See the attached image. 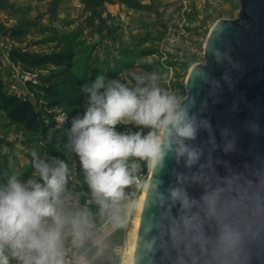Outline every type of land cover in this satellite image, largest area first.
<instances>
[{
    "label": "clouds",
    "instance_id": "clouds-1",
    "mask_svg": "<svg viewBox=\"0 0 264 264\" xmlns=\"http://www.w3.org/2000/svg\"><path fill=\"white\" fill-rule=\"evenodd\" d=\"M81 91L83 111L64 135L79 158L85 199L69 186L66 160L33 149L27 179L14 172L0 179V264H92V246L140 208L139 197L129 200L133 187L165 209L145 225L146 233L166 230L177 250L183 246L192 255V264L200 259L194 249L210 257L208 264H247L246 244L258 235L255 218L264 216V178L253 191L242 172H216L212 151L206 156L194 143L205 129L218 147L210 122L192 112L193 101L162 86L155 72H133L129 79L97 74ZM222 135L223 151H233L235 139L227 130ZM168 160L183 168L165 188L159 173ZM140 162L148 175L141 174ZM193 186L200 187L198 195Z\"/></svg>",
    "mask_w": 264,
    "mask_h": 264
},
{
    "label": "rangeland",
    "instance_id": "rangeland-1",
    "mask_svg": "<svg viewBox=\"0 0 264 264\" xmlns=\"http://www.w3.org/2000/svg\"><path fill=\"white\" fill-rule=\"evenodd\" d=\"M5 6L6 23L11 30H21L23 38L13 40L11 30L0 34L3 91L31 101L44 125L55 121L58 129L70 125L84 105L47 109V101L35 86L39 77L61 68L46 65L31 71L16 64L11 52L31 59L71 54L72 71L87 82L97 74L129 79L133 72H155L162 86L186 97L189 72L195 65L205 64V46L214 25L222 19H239L240 14L239 0H12ZM59 144L52 147L41 134L27 131L0 106V179L13 172L27 179L33 171L32 150L49 156ZM65 160L70 169L69 186L82 193L83 201L88 190L79 158L72 153ZM140 167L141 174L148 175L146 163L140 162ZM129 192L136 193L129 200L139 197L142 201L143 193L135 187ZM139 211L132 208L123 226L108 231L96 253L89 254L93 264L124 263Z\"/></svg>",
    "mask_w": 264,
    "mask_h": 264
},
{
    "label": "water",
    "instance_id": "water-1",
    "mask_svg": "<svg viewBox=\"0 0 264 264\" xmlns=\"http://www.w3.org/2000/svg\"><path fill=\"white\" fill-rule=\"evenodd\" d=\"M239 3V19H222L211 30L205 46L206 62L190 70L186 97L193 101L192 112L210 122L218 147L213 148L205 129L200 130L194 143L204 147L206 156L212 151L220 176L233 170L242 172L253 182L255 191L264 178V0ZM198 69L202 71L196 78ZM251 126L257 130L253 131ZM225 130L228 139H235V149L230 152L223 151ZM182 168L175 161L166 162L159 173L165 188L175 180V170ZM200 190L199 186L191 189L195 195ZM151 199L147 193L134 264H181V260L183 264H192V255L183 246L177 250L166 230L145 232V225L154 218L158 220L165 211L152 206ZM255 231L258 235L247 242L244 255L247 264H264V216L255 218ZM148 242L151 249L146 247ZM193 253L200 257L199 264H208V255L201 254L199 249Z\"/></svg>",
    "mask_w": 264,
    "mask_h": 264
},
{
    "label": "trees",
    "instance_id": "trees-1",
    "mask_svg": "<svg viewBox=\"0 0 264 264\" xmlns=\"http://www.w3.org/2000/svg\"><path fill=\"white\" fill-rule=\"evenodd\" d=\"M22 36L23 32L17 28H13L10 32V37L13 40L22 39ZM11 58L16 64H20L31 71L46 65L61 68L48 76L39 77L40 83L35 86L38 92L43 94L44 100L47 101L45 106L47 109L58 107L79 109L84 105V93L81 91V87L87 81L72 71L71 54L57 53L31 59L13 51ZM3 88V81L0 80V106L8 113L11 120L23 126L27 131L41 134L45 141L52 144V147L54 143L59 142L60 144L53 155H60L65 160L68 154H74L70 148L66 147L67 137L64 135V130L70 125L64 129H58V124L55 121H51L49 125H44L42 114L31 101L16 95H8L3 91Z\"/></svg>",
    "mask_w": 264,
    "mask_h": 264
},
{
    "label": "bare ground",
    "instance_id": "bare-ground-1",
    "mask_svg": "<svg viewBox=\"0 0 264 264\" xmlns=\"http://www.w3.org/2000/svg\"><path fill=\"white\" fill-rule=\"evenodd\" d=\"M106 1V0H105ZM146 194L147 193H143L141 196V206H140V211L137 217V222H136V226L134 229V233L132 236V243H131V251L129 254V257L124 261L123 264H134V259H135V253H136V247H137V241H138V235H139V228H140V222H141V215H142V211H143V206H144V202H145V198H146ZM119 251V249H118Z\"/></svg>",
    "mask_w": 264,
    "mask_h": 264
},
{
    "label": "crops",
    "instance_id": "crops-1",
    "mask_svg": "<svg viewBox=\"0 0 264 264\" xmlns=\"http://www.w3.org/2000/svg\"><path fill=\"white\" fill-rule=\"evenodd\" d=\"M12 0H0V34L6 35L11 30L10 24L6 23L5 18L8 17V9L6 8L5 4L9 3ZM98 245L92 246L91 252L92 254ZM97 251V250H96ZM95 251V253H96Z\"/></svg>",
    "mask_w": 264,
    "mask_h": 264
},
{
    "label": "built area",
    "instance_id": "built-area-1",
    "mask_svg": "<svg viewBox=\"0 0 264 264\" xmlns=\"http://www.w3.org/2000/svg\"><path fill=\"white\" fill-rule=\"evenodd\" d=\"M94 246V245H93ZM116 252H118V249L116 250ZM93 264V263H92Z\"/></svg>",
    "mask_w": 264,
    "mask_h": 264
}]
</instances>
